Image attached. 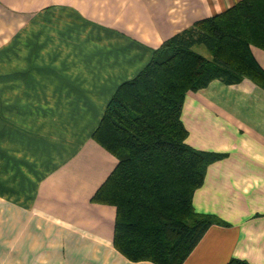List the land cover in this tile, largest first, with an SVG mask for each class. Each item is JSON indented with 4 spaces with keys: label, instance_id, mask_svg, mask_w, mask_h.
<instances>
[{
    "label": "crops",
    "instance_id": "crops-1",
    "mask_svg": "<svg viewBox=\"0 0 264 264\" xmlns=\"http://www.w3.org/2000/svg\"><path fill=\"white\" fill-rule=\"evenodd\" d=\"M237 1L0 0V264H156L114 246L116 207L92 197L117 159L92 132L156 48ZM181 120L225 154L193 193L212 222L181 264H264V88L214 79Z\"/></svg>",
    "mask_w": 264,
    "mask_h": 264
},
{
    "label": "trees",
    "instance_id": "trees-1",
    "mask_svg": "<svg viewBox=\"0 0 264 264\" xmlns=\"http://www.w3.org/2000/svg\"><path fill=\"white\" fill-rule=\"evenodd\" d=\"M252 45L264 49V0H238L166 39L108 101L92 138L117 163L92 199L116 207L113 242L128 259L181 264L211 224L192 196L208 164L225 154L186 142L182 105L214 79L264 88Z\"/></svg>",
    "mask_w": 264,
    "mask_h": 264
},
{
    "label": "rangeland",
    "instance_id": "rangeland-1",
    "mask_svg": "<svg viewBox=\"0 0 264 264\" xmlns=\"http://www.w3.org/2000/svg\"><path fill=\"white\" fill-rule=\"evenodd\" d=\"M202 49H204L205 51H207L203 46H200Z\"/></svg>",
    "mask_w": 264,
    "mask_h": 264
}]
</instances>
